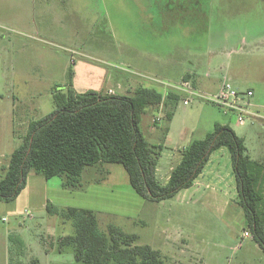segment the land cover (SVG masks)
Here are the masks:
<instances>
[{"label":"rangeland","instance_id":"obj_1","mask_svg":"<svg viewBox=\"0 0 264 264\" xmlns=\"http://www.w3.org/2000/svg\"><path fill=\"white\" fill-rule=\"evenodd\" d=\"M186 78L202 97L187 106V97H180L170 120L169 107L149 109L140 123L152 145L166 129L171 134L157 165L162 184L180 161L173 148L203 139L215 123L242 138L252 159L264 152V0H0L1 175L29 125L54 111V91L71 85L78 93L131 95L147 87L165 98ZM224 82L254 94L243 124L203 98ZM223 149L219 162L233 175ZM257 174L264 180V165ZM216 187L204 180L153 203L135 193L119 164L87 168L77 190L63 189L58 177L30 172L19 196L0 202L6 220L0 223V264L5 243L11 264H83L72 251L55 253L58 240L74 228L49 206L93 211L99 231L113 225L134 234L137 245L150 246L166 264H264L262 250L244 238L243 210ZM256 187L264 194V183ZM10 235L27 249L11 243ZM47 246L55 249L46 253Z\"/></svg>","mask_w":264,"mask_h":264},{"label":"trees","instance_id":"obj_2","mask_svg":"<svg viewBox=\"0 0 264 264\" xmlns=\"http://www.w3.org/2000/svg\"><path fill=\"white\" fill-rule=\"evenodd\" d=\"M188 78H186V81ZM174 91V90H173ZM55 109L29 125L27 137L9 157L0 177V202L15 200L26 187L30 172L49 180L61 179L63 189L81 187L82 173L105 163L119 164L130 185L142 199L159 203L192 187L213 152L227 149L230 156L237 202L243 210L245 228L264 253V194L256 187L257 170L264 163L252 161L242 138L228 126L215 124L211 133L193 140L181 152L179 163L162 184L156 176L162 145H152L144 137L140 123L149 109L161 105L170 108L172 118L180 97L178 91L164 96L154 88L138 87L131 95H109L89 90L77 93L71 85L52 93ZM168 133L165 130L164 136ZM51 214L62 221L70 219L74 234L58 240L60 247H71L76 262L83 264H166L150 246L137 245L138 237L113 225L107 233L98 229L93 211L78 208L57 210ZM9 241L23 247L20 238Z\"/></svg>","mask_w":264,"mask_h":264},{"label":"crops","instance_id":"obj_3","mask_svg":"<svg viewBox=\"0 0 264 264\" xmlns=\"http://www.w3.org/2000/svg\"><path fill=\"white\" fill-rule=\"evenodd\" d=\"M193 86H194V88H196L195 85H193ZM217 89H216L217 90L216 93L219 92L220 87L217 88ZM253 97H254V94H253ZM257 116H258V112L255 113V118ZM215 124H217V123H215ZM215 124H214V126H215ZM207 134H205V136ZM160 140L161 141L158 143V145H162V148L165 146V144H168V143L173 142L172 141L171 134H169V133H167L165 136L163 135V137H161ZM195 140H201V139H195ZM186 147L182 148V150L179 149L178 147H175V148H173L172 151L173 152H177V154L181 155V152ZM246 150H247V148H246ZM225 153H226L225 150L223 148H220V149L216 150L215 152H213L211 154V156L209 158V161L207 162L205 168L203 169L202 173L198 176V178L195 180L194 185L192 187L198 186L199 184L202 185L204 180H209L210 182H213L214 184H217V187H216L215 190H217L218 192L222 193V195L225 196V197H227L229 199V201L234 202V203L236 202V205H238V202H237V194H236V190H235V184H234L233 175H231L230 172H228V170H227L226 167L223 168L222 165L219 162L218 155L223 156V157H226V154ZM247 154H248L249 158L252 161L259 162V163H264V152L259 155L258 159H252V157H250V155H249L248 150H247ZM0 169H1V167H0ZM0 175H1V172H0ZM206 188H209V186L206 185ZM204 194H205V192H204ZM203 195H201L200 197H203ZM5 221H6L5 218H3V219L0 218V223H5ZM9 230L10 229L7 230L8 233H9ZM244 238H247L248 239V238H250V236L244 237ZM6 240H7V238H6ZM4 248H5V260H4V264H11V262H10L11 259H12V257L10 256V254H11V251H10L11 250V247L9 245H7V243H5ZM19 249L20 250H23V249L25 250L27 248L23 245V247H21ZM53 249H55L54 246H47V248L44 247V250H45L46 253H50L51 250H53ZM58 249H59V251L57 250V251H55V253H57L59 256H62L64 254L68 253V251H70V252L72 251V248L71 247H61V248H58ZM20 250H19V252H20ZM9 251H10V253H9ZM25 254H26V252H25ZM72 256H73V259L75 261L73 252H72ZM36 264H39V262H37Z\"/></svg>","mask_w":264,"mask_h":264},{"label":"built area","instance_id":"obj_4","mask_svg":"<svg viewBox=\"0 0 264 264\" xmlns=\"http://www.w3.org/2000/svg\"><path fill=\"white\" fill-rule=\"evenodd\" d=\"M174 89L175 91L181 93L183 97H187L186 99L182 100L185 106L189 105L195 97H202L194 91V87H192L189 81L183 82L180 86L175 87ZM110 94L111 91L109 92V95ZM251 97H253V93L251 90H237L234 89L233 86L228 82H224L222 83V86L218 93L209 97L205 96L203 98L210 101V103H212L213 105L218 106L226 113L232 112L237 114V120L239 124H243L244 115L249 112Z\"/></svg>","mask_w":264,"mask_h":264}]
</instances>
